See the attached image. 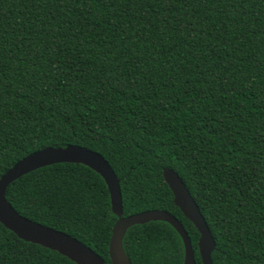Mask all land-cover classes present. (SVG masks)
<instances>
[{
  "label": "trees",
  "instance_id": "obj_1",
  "mask_svg": "<svg viewBox=\"0 0 264 264\" xmlns=\"http://www.w3.org/2000/svg\"><path fill=\"white\" fill-rule=\"evenodd\" d=\"M78 144L120 179L123 216L176 205L182 177L216 247L214 264H264V0H0V177L27 155ZM23 216L70 234L112 264L118 217L82 163L14 180ZM133 264H184L168 222L130 227ZM0 264H77L0 221Z\"/></svg>",
  "mask_w": 264,
  "mask_h": 264
},
{
  "label": "water",
  "instance_id": "obj_2",
  "mask_svg": "<svg viewBox=\"0 0 264 264\" xmlns=\"http://www.w3.org/2000/svg\"><path fill=\"white\" fill-rule=\"evenodd\" d=\"M60 162L85 164L97 171L106 181L112 210L118 217L113 226L108 248L112 264H133L124 250V238L128 229L136 224L157 220L168 222L180 234L184 244V264H196L195 250L182 222L175 215L163 209H151L127 217L123 216L120 179L113 167L100 152L78 144H67L62 147L50 146L33 152L20 159L0 177V221L19 238L56 250L77 264H104V259L87 244L61 230L23 216L6 197L7 187L14 180L37 168ZM163 176L174 194L176 205L194 223L200 233L198 248L203 264H214L211 253L216 247V241L199 205L182 177L172 167L164 168Z\"/></svg>",
  "mask_w": 264,
  "mask_h": 264
}]
</instances>
